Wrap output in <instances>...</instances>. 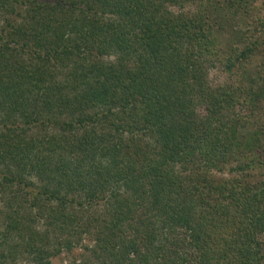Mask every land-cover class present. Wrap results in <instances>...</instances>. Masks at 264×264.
<instances>
[{"label":"trees","instance_id":"1","mask_svg":"<svg viewBox=\"0 0 264 264\" xmlns=\"http://www.w3.org/2000/svg\"><path fill=\"white\" fill-rule=\"evenodd\" d=\"M195 1L0 0V187L18 186L0 264L72 252L83 239L62 236L61 212L80 207L96 212L80 223L93 244L70 264H264V181L213 177L263 132L242 142L246 122L221 116L234 87L208 100L204 67L220 59L203 12L185 11Z\"/></svg>","mask_w":264,"mask_h":264},{"label":"rangeland","instance_id":"2","mask_svg":"<svg viewBox=\"0 0 264 264\" xmlns=\"http://www.w3.org/2000/svg\"><path fill=\"white\" fill-rule=\"evenodd\" d=\"M236 3V5L231 6L228 0H199L188 3L189 5L186 6L185 11L194 12L195 17H199V14L203 12L205 16H202V18L208 25L209 41H213L215 44L214 50L219 53V62L213 63V58L211 60L212 64H207L204 67L205 75L203 81L205 87H209L210 91L209 93L205 88L203 90L204 95L209 93L207 96L209 100V95H217L218 89H226L228 86L234 87L235 94H233V97L225 94L228 99L222 97L220 99L218 107L220 106L222 109L220 111L221 116L225 118L233 117L234 119H241L246 122V126L239 127L237 130L242 142L250 140L258 131L263 132L262 143L257 145L254 152L251 154L247 153L244 157H236L228 152L226 154L228 157L223 161L224 164L221 170L215 171L213 177H215L217 182L240 178L245 183L255 185L264 181V89L262 79L259 76V73L264 69V29L257 25L259 18L264 20V0H242L236 1ZM8 6L10 7V3ZM4 16L9 19L10 14L7 12L3 14ZM246 32L248 34L244 35ZM251 43L258 46L255 48L254 54H250L248 59L236 62V68L232 69V72H229L226 67L227 59L239 56ZM189 94L196 101H203L201 104H198V108L196 107V112L199 110L202 113L203 104L208 103L203 100V93L191 92ZM251 99L252 102L250 101ZM62 145L63 149H69L67 143L64 142ZM178 169L181 170L180 167ZM26 179L27 181L29 180L28 178ZM190 181L183 182L190 187ZM203 185L201 187H204ZM8 187L10 188L5 189L4 187H0V211L4 207L5 200L10 198V195L14 196L18 189V186L14 185ZM185 191L191 193L193 190L188 188ZM186 192L185 194L187 195ZM175 199L179 200L181 197H174V201ZM77 200L85 201L86 199L81 194V198L78 197ZM77 209H79L77 217L73 215L70 219L69 216H66V210L61 212V214L65 212L64 217L60 219L62 236H72L77 239L82 238L83 246L93 244L89 234L83 230V225L80 223L82 219L84 222L91 221L96 212L94 208L88 210L80 207ZM0 223H2L1 220ZM231 229L233 231V225ZM51 230L52 228L48 227L44 231L46 234H49ZM82 242L76 245L72 252L63 250L60 256L52 259V263L70 264L80 261L86 255L88 256V253L82 246ZM92 264H97V262L93 261ZM151 264L162 263L153 261ZM220 264L225 263L221 262Z\"/></svg>","mask_w":264,"mask_h":264}]
</instances>
